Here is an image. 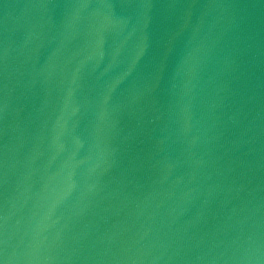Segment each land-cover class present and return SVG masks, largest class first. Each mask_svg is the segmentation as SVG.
<instances>
[{
    "label": "water",
    "instance_id": "obj_1",
    "mask_svg": "<svg viewBox=\"0 0 264 264\" xmlns=\"http://www.w3.org/2000/svg\"><path fill=\"white\" fill-rule=\"evenodd\" d=\"M0 264H264V0H0Z\"/></svg>",
    "mask_w": 264,
    "mask_h": 264
}]
</instances>
